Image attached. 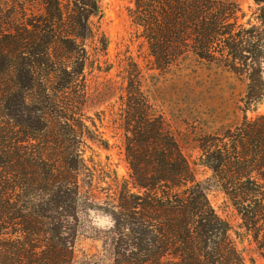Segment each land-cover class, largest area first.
Returning <instances> with one entry per match:
<instances>
[{
  "label": "trees",
  "instance_id": "trees-1",
  "mask_svg": "<svg viewBox=\"0 0 264 264\" xmlns=\"http://www.w3.org/2000/svg\"><path fill=\"white\" fill-rule=\"evenodd\" d=\"M12 1L0 6V264H74L80 178L94 176L85 148L109 147L87 113L114 98L131 181L117 184L112 203L88 201L112 218L114 264H247L175 133L155 114L139 65L128 58L121 82H90L85 42L94 37L92 18L102 17L100 2ZM242 1L135 0L131 15L157 69L191 53L246 77L242 122L198 148L200 165L249 228L264 222V114L247 115L264 102V0H251L246 22Z\"/></svg>",
  "mask_w": 264,
  "mask_h": 264
},
{
  "label": "rangeland",
  "instance_id": "rangeland-1",
  "mask_svg": "<svg viewBox=\"0 0 264 264\" xmlns=\"http://www.w3.org/2000/svg\"><path fill=\"white\" fill-rule=\"evenodd\" d=\"M7 1L9 5L13 3L12 0H0L3 11L7 10ZM62 1L63 4L67 2ZM98 1L102 17L92 18L94 37L85 42L94 60V68L88 73L90 82L94 85L106 78L121 82L128 58L139 65L143 89L151 100L155 114L163 116L175 133L197 181L208 187L207 194L212 206L233 228V239L244 254L247 264H253L251 261L264 264V222L256 226L251 224L247 228L239 211L212 180V171L200 165L201 151L198 148L204 139H213L229 127L242 122L244 112L241 101L247 92L246 77L219 64L202 61L191 53L168 69H157L147 40L132 19L131 10L135 8V0ZM242 7L247 14L246 22L256 5L251 0H243ZM17 10L20 11L19 8ZM106 45L107 55L103 52ZM108 69L112 70L106 75ZM117 99L91 104L87 113L99 129L97 139L108 141L109 147H104L100 142L88 141L85 148V159L93 168L94 176L84 174L80 178L81 200L79 222L75 225L77 237L74 264H114L106 239L112 218L106 211L89 206L88 201L112 203L117 184L131 181V170L125 155V133L120 129L117 117L109 106L115 104ZM117 108L118 104L114 111ZM98 112H103V115L97 116ZM260 114H264V102L247 113L249 118ZM255 227L261 229L259 235Z\"/></svg>",
  "mask_w": 264,
  "mask_h": 264
}]
</instances>
